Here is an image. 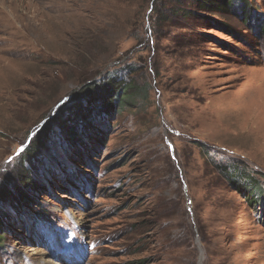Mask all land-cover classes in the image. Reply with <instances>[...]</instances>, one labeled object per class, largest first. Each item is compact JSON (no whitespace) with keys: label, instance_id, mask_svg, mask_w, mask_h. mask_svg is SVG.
Segmentation results:
<instances>
[{"label":"rangeland","instance_id":"374dc122","mask_svg":"<svg viewBox=\"0 0 264 264\" xmlns=\"http://www.w3.org/2000/svg\"><path fill=\"white\" fill-rule=\"evenodd\" d=\"M246 2L243 20L239 4L197 0H0L9 188L81 87L108 72L150 83L108 129L95 116L106 143L89 128L73 146L55 129L31 171L44 189L29 188L21 214L0 201V264H264V199L251 205L220 168L238 162L264 188V0Z\"/></svg>","mask_w":264,"mask_h":264},{"label":"trees","instance_id":"16d2710c","mask_svg":"<svg viewBox=\"0 0 264 264\" xmlns=\"http://www.w3.org/2000/svg\"><path fill=\"white\" fill-rule=\"evenodd\" d=\"M197 0V5L204 10L211 11H231L236 12L235 6L239 4L242 9L243 20H246L248 4L246 0ZM238 13V12H237ZM261 19V18H260ZM260 23V22H259ZM225 28L230 32L234 30ZM262 29V31H261ZM260 32L264 34V21L260 26ZM133 65L129 68L131 69ZM150 83H137L133 78L126 80L117 72H108L100 80H95L85 87H81L74 99L67 103L62 112L54 118L48 119L46 123L36 132L34 140L21 156L22 168L18 175V183L9 188L6 183L0 182V201L11 205L19 210L21 214L24 208L32 202V192L44 189L31 176V171L36 169L38 159L43 149H49V144L57 136L55 129L73 146H85L87 130L93 129L98 134V141L106 143L107 138L104 130L108 129L107 117L122 113L125 110L138 106V100L145 101L149 97ZM95 116L104 120L107 124L105 129L98 130L95 123ZM99 119V120H100ZM98 120V121H99ZM104 122V123H105ZM221 172L230 185L238 190L245 200L251 205L257 206L264 199V188L255 174L244 166L237 163H230L220 166ZM24 214V213H23ZM9 214L0 209V247H3L5 236L10 228L5 221L9 219ZM42 217V216H41Z\"/></svg>","mask_w":264,"mask_h":264}]
</instances>
